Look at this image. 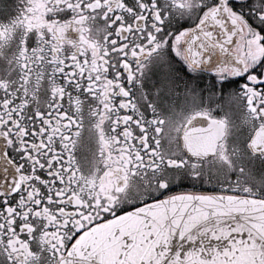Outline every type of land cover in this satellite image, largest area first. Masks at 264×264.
Returning <instances> with one entry per match:
<instances>
[{
  "label": "snow or ice",
  "instance_id": "obj_1",
  "mask_svg": "<svg viewBox=\"0 0 264 264\" xmlns=\"http://www.w3.org/2000/svg\"><path fill=\"white\" fill-rule=\"evenodd\" d=\"M0 264H264V0H0Z\"/></svg>",
  "mask_w": 264,
  "mask_h": 264
}]
</instances>
